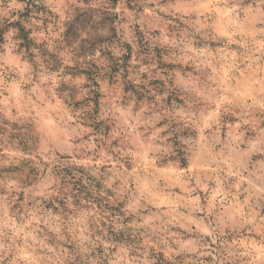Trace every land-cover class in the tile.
Segmentation results:
<instances>
[{
  "label": "clouds",
  "instance_id": "9594fccd",
  "mask_svg": "<svg viewBox=\"0 0 264 264\" xmlns=\"http://www.w3.org/2000/svg\"><path fill=\"white\" fill-rule=\"evenodd\" d=\"M0 264H264V0H0Z\"/></svg>",
  "mask_w": 264,
  "mask_h": 264
}]
</instances>
